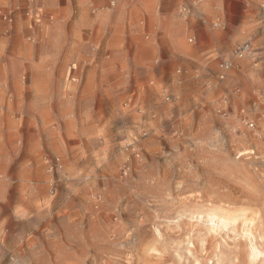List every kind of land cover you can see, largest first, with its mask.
<instances>
[{
  "label": "rangeland",
  "instance_id": "1",
  "mask_svg": "<svg viewBox=\"0 0 264 264\" xmlns=\"http://www.w3.org/2000/svg\"><path fill=\"white\" fill-rule=\"evenodd\" d=\"M111 1L0 0V264H264V0Z\"/></svg>",
  "mask_w": 264,
  "mask_h": 264
},
{
  "label": "built area",
  "instance_id": "2",
  "mask_svg": "<svg viewBox=\"0 0 264 264\" xmlns=\"http://www.w3.org/2000/svg\"><path fill=\"white\" fill-rule=\"evenodd\" d=\"M112 5H115V1H111ZM182 13L189 15L191 13V9L189 7H183ZM7 19V16L4 17ZM215 26L220 27V23H214ZM254 48L250 41H245L243 43L237 44L232 50L233 59H225L220 64V70L218 72V77L220 80L226 79L229 73L235 68V60H242L246 57H249L253 54Z\"/></svg>",
  "mask_w": 264,
  "mask_h": 264
},
{
  "label": "bare ground",
  "instance_id": "3",
  "mask_svg": "<svg viewBox=\"0 0 264 264\" xmlns=\"http://www.w3.org/2000/svg\"><path fill=\"white\" fill-rule=\"evenodd\" d=\"M244 153H246V152H244ZM249 153V152H248ZM208 216V215H207ZM215 216H217V215H215ZM217 218H218V221H217V223L215 224V225H213L211 228H212V230H220L221 231V229H223V227H226L228 224H230L229 222H230V218H231V216H228L227 214H221V215H219V216H217ZM236 220V219H235ZM231 222H232V220H231ZM236 225V224H235ZM251 225H253V223L251 224ZM230 226V225H229ZM233 226V225H232ZM232 226H231V228H232ZM225 229V228H224ZM227 229H228V226H227ZM235 229V228H234ZM226 230V229H225ZM223 231V230H222ZM221 231V232H222ZM249 231V234L254 238V239H257L256 238V233L254 234V231L252 230V229H250V230H248ZM220 233V232H219ZM233 238V237H232ZM251 246V245H250ZM248 247V246H247ZM255 250H254V256L256 257V256H261V258H263V261L262 262H264V250H261L259 247H256L255 246V248H254ZM263 256V257H262ZM260 258V259H261ZM261 262V263H262ZM252 264V263H251Z\"/></svg>",
  "mask_w": 264,
  "mask_h": 264
}]
</instances>
